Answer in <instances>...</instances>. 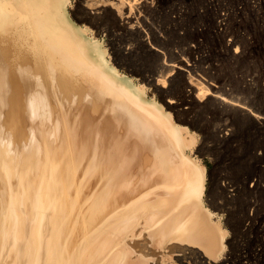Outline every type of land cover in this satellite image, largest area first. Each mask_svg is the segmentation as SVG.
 Instances as JSON below:
<instances>
[{"label": "rangeland", "instance_id": "obj_1", "mask_svg": "<svg viewBox=\"0 0 264 264\" xmlns=\"http://www.w3.org/2000/svg\"><path fill=\"white\" fill-rule=\"evenodd\" d=\"M3 8L12 13L3 24L17 28V38L25 23L26 4L9 0ZM66 12L76 25L93 27L91 37L101 44L108 63L119 73L137 84L143 80L149 101L164 108L169 99L176 102L166 113L184 129L183 137L190 142L186 154L205 169L202 206L219 213L213 220L225 233L223 252L230 257L228 264H264V0H67ZM37 36L36 31L33 37ZM35 45L31 43L36 50L46 49ZM95 69L105 75L102 69ZM101 91L90 99L88 115L100 121L96 125L105 127L109 122L99 116L111 105ZM65 93L61 101L66 106L82 102L73 91ZM110 112L111 122L120 120L117 141L127 131L136 135L130 147L131 161H140L144 174L155 170L161 135L127 107L119 105ZM129 116L138 122L136 131L125 127L124 117ZM100 136L103 152L111 141L109 134ZM111 163L109 157L103 162L105 171L111 169ZM130 163L129 173L133 174L136 164ZM96 165L90 168L88 162L73 193L62 194V206L50 225L55 236L42 254L52 251V261L64 260L69 246H79L75 264H140L138 259L142 264H183L180 254H171L173 241L154 243L153 228L141 219L127 227L118 222V228L112 229V203L117 192L101 210L93 209ZM137 178L132 177L141 185L143 180ZM143 211L138 209L135 215ZM84 212L92 230L79 228ZM24 218L16 230L21 231L24 249L31 250V242L23 236ZM94 251L96 255L104 252L106 258L99 261L92 255Z\"/></svg>", "mask_w": 264, "mask_h": 264}, {"label": "bare ground", "instance_id": "obj_2", "mask_svg": "<svg viewBox=\"0 0 264 264\" xmlns=\"http://www.w3.org/2000/svg\"><path fill=\"white\" fill-rule=\"evenodd\" d=\"M8 1L0 0V264H75L79 246H69L64 260L52 261V251L42 253L55 236L50 225L62 206V194L73 193L78 175L81 170L82 175L87 171L88 162L90 168L97 163L93 209L101 210L117 192L112 203V229L118 222L127 227L134 219H141L153 228L154 243L173 241L171 254H180L183 264H228L230 257L223 252L225 233L213 220L219 213L202 206L205 169L186 154L190 142L183 137L184 129L166 113L176 102L169 99L164 108L149 101L143 80L137 84L108 63L104 48L91 37L93 27H80L68 17L67 0H24L25 23L17 32L18 41L17 28L3 24L5 17H12L3 8ZM36 31L37 39L33 37ZM34 42L46 49H34ZM100 90L111 105L99 116L109 122L105 127L96 125L100 121L88 115L90 99L99 96ZM71 91L82 102L66 106L61 95ZM119 105L161 135L162 149L154 159L155 170L144 174L140 161H131L135 133L127 131L117 141L120 120L111 122L110 110ZM124 120L128 130L136 131V118ZM104 133L109 134L111 144L109 149L107 142L102 152L99 141ZM108 157L111 169L105 171L103 162ZM130 162L136 164L133 174L129 173ZM134 176L137 181L143 180L141 185H136ZM29 200L31 205L27 207ZM22 207L27 208L24 211ZM138 209L144 213L135 215ZM85 213L80 216L79 228L92 230ZM23 217V236L26 234L25 240L31 242V250L24 249L19 240L21 231L17 229L18 234L16 230ZM103 253L96 255L94 251L92 255L100 261L106 258ZM137 262L142 264L139 259Z\"/></svg>", "mask_w": 264, "mask_h": 264}]
</instances>
